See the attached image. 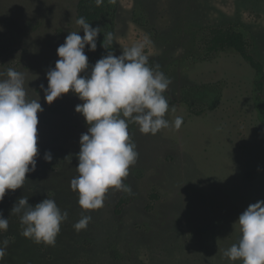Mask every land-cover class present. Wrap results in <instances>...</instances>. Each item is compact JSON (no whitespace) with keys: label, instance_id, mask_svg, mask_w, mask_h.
Returning <instances> with one entry per match:
<instances>
[{"label":"rangeland","instance_id":"1","mask_svg":"<svg viewBox=\"0 0 264 264\" xmlns=\"http://www.w3.org/2000/svg\"><path fill=\"white\" fill-rule=\"evenodd\" d=\"M77 2L0 0V73L21 72L26 98H39L43 109L36 169L0 202V214L9 221L7 231L0 232V242L8 241L0 264H242L223 252L238 241L239 215L264 200V124L255 99L256 75L231 52L202 60L197 29L233 26L264 73V0H118L113 54L147 36L149 64L170 78L166 93L176 101L165 119L172 123L181 116L183 123L179 130L170 127L155 135L130 123L139 154L123 181L131 192L110 189L103 207L91 212L79 207L77 193L70 190L78 175L79 139L87 131L74 111L82 102L69 92L48 105L40 88L47 87L57 48L69 32L81 31ZM210 82L221 83L218 105L200 116L190 114L181 102L182 88ZM45 153H51L50 163ZM124 194L129 202L117 213ZM21 197L32 206L54 199L68 212L54 246L21 235L20 217L10 214ZM82 215L91 221L77 232L73 225Z\"/></svg>","mask_w":264,"mask_h":264},{"label":"clouds","instance_id":"2","mask_svg":"<svg viewBox=\"0 0 264 264\" xmlns=\"http://www.w3.org/2000/svg\"><path fill=\"white\" fill-rule=\"evenodd\" d=\"M97 6L103 0H95ZM81 31L66 36L56 54L54 68L46 72L47 87L44 101L51 105L61 96L71 92L82 103L74 111L80 114L87 131L80 136L77 154L78 173L70 181V190L78 195V205L85 212L98 210L110 189L131 192L124 184L134 165L138 152L129 135V124L139 126L142 134L155 135L162 129L179 130L183 117L172 123L165 119L169 103L164 93L171 80L160 71V66H150L145 52L151 44L144 40L116 56L111 51L100 58L89 70L88 56L97 48L100 27L93 28L84 17L77 19ZM113 40L107 33L102 47L107 50ZM83 73V75H81ZM0 202L6 192L23 187L26 174L36 169L38 113L42 112L39 98L28 100L25 79L21 72L9 68L0 73ZM173 112L175 109H171ZM45 162H51V153H45ZM28 197L19 198L11 209L20 217L21 235L35 243L54 246L61 224L68 212L61 211L54 199L46 198L35 206ZM90 215H82L73 225L77 232L86 229ZM234 225L239 230L238 241L223 252L230 261L242 264H264V200L247 207ZM8 218L0 214V232L7 231ZM8 241L0 242V261L6 255Z\"/></svg>","mask_w":264,"mask_h":264},{"label":"trees","instance_id":"3","mask_svg":"<svg viewBox=\"0 0 264 264\" xmlns=\"http://www.w3.org/2000/svg\"><path fill=\"white\" fill-rule=\"evenodd\" d=\"M118 9V0H103L100 6H97L95 0H78L76 6V21L84 17L86 22L90 23L93 28L100 27L101 31L97 37V48L90 52L85 47V54L88 56L89 70L108 51L114 52V23ZM81 30V28H80ZM199 35V51L202 60H210L215 55L231 52L240 56L255 72V92L256 101L259 105L260 114L264 124V99L263 83L264 73L263 66L251 53L250 45L243 33L235 30L231 25L215 26L197 29ZM112 33L113 40L108 45L107 50L102 47V41L107 33ZM83 36V32L81 31ZM151 66V64H149ZM83 75V73L81 74ZM169 104H175V100L164 93ZM221 97V83L210 82L195 85L184 86L181 90V102L187 107L190 114L200 116L216 108ZM155 196H151V200ZM129 196L124 194L116 205V212L128 204Z\"/></svg>","mask_w":264,"mask_h":264}]
</instances>
